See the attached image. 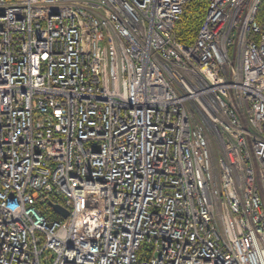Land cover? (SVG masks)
<instances>
[{
  "label": "built area",
  "instance_id": "1",
  "mask_svg": "<svg viewBox=\"0 0 264 264\" xmlns=\"http://www.w3.org/2000/svg\"><path fill=\"white\" fill-rule=\"evenodd\" d=\"M188 1L0 0V264H264L261 0Z\"/></svg>",
  "mask_w": 264,
  "mask_h": 264
},
{
  "label": "trees",
  "instance_id": "2",
  "mask_svg": "<svg viewBox=\"0 0 264 264\" xmlns=\"http://www.w3.org/2000/svg\"><path fill=\"white\" fill-rule=\"evenodd\" d=\"M208 0H189L174 26L177 40L191 44L197 34L199 25L204 17ZM256 20H264V0H261L256 11Z\"/></svg>",
  "mask_w": 264,
  "mask_h": 264
},
{
  "label": "water",
  "instance_id": "3",
  "mask_svg": "<svg viewBox=\"0 0 264 264\" xmlns=\"http://www.w3.org/2000/svg\"><path fill=\"white\" fill-rule=\"evenodd\" d=\"M53 207L55 208V210L59 213H61L63 216H66V212L64 209H62L59 205H53Z\"/></svg>",
  "mask_w": 264,
  "mask_h": 264
}]
</instances>
